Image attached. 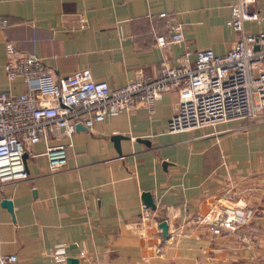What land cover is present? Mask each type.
Segmentation results:
<instances>
[{
	"label": "crops",
	"instance_id": "obj_1",
	"mask_svg": "<svg viewBox=\"0 0 264 264\" xmlns=\"http://www.w3.org/2000/svg\"><path fill=\"white\" fill-rule=\"evenodd\" d=\"M235 0H0V90L25 89L8 80L4 40L52 67L55 79L87 69L93 80L118 87L154 77L160 63L177 64L184 50L222 54L237 33L224 25ZM264 32V0H255ZM172 13L184 40L159 48L165 35L158 13ZM176 95L140 104L77 129L66 164L50 173L44 144L24 159L26 178L0 187V253L18 264H51L49 250L66 245L100 264H264V121L232 119L167 132ZM117 136L114 141L112 138ZM57 143L50 140L49 144ZM151 217L139 219L142 193ZM244 214L236 230L214 235L207 225L226 211ZM166 223L162 237L158 223Z\"/></svg>",
	"mask_w": 264,
	"mask_h": 264
},
{
	"label": "built area",
	"instance_id": "obj_2",
	"mask_svg": "<svg viewBox=\"0 0 264 264\" xmlns=\"http://www.w3.org/2000/svg\"><path fill=\"white\" fill-rule=\"evenodd\" d=\"M255 0H235L224 21L230 32L237 33L232 45L222 54L210 48L184 50L177 64L160 63L155 76L136 77L118 87L93 80L87 69H79L55 79L52 67L32 52L19 50L14 41L5 39L6 60L2 65L8 80L19 78L25 89L12 94L0 90V187L26 178L22 155H30L32 146L44 144L42 155L50 173L66 164V149L76 125L89 129L106 117L133 109L140 103L151 114L156 99L167 92L176 95L175 108L166 122L167 132L214 126L240 119L264 121V32L245 30L247 22L258 25L261 17ZM166 34L153 33L155 44L184 40L183 25L172 13H158ZM8 25L0 16V28ZM50 140L57 143L49 144ZM151 217L149 207L141 202L139 219ZM241 212L226 211L207 225L214 235L231 232L244 222ZM51 264H66V245L53 246L48 253ZM77 264H100L89 260L79 250ZM0 264H18L14 254H1Z\"/></svg>",
	"mask_w": 264,
	"mask_h": 264
},
{
	"label": "water",
	"instance_id": "obj_3",
	"mask_svg": "<svg viewBox=\"0 0 264 264\" xmlns=\"http://www.w3.org/2000/svg\"><path fill=\"white\" fill-rule=\"evenodd\" d=\"M82 128L83 127L81 125H76L75 126V130L82 129ZM112 139L114 141H116L118 139V137L115 136ZM25 157H26V155L23 154L22 155V161L23 162H24ZM141 199H142L143 203H145L150 209L154 208V205H153L152 200H151V198H150L148 193H146V192L142 193ZM0 205L2 207H4L7 211L11 212V202L9 200H7L5 198L1 199ZM158 227L160 228L161 236L165 237L166 236V223L164 221H161V222L158 223ZM65 262H66V264H77V259L74 258V257H66L65 258Z\"/></svg>",
	"mask_w": 264,
	"mask_h": 264
}]
</instances>
